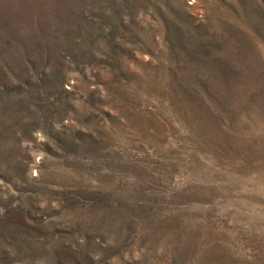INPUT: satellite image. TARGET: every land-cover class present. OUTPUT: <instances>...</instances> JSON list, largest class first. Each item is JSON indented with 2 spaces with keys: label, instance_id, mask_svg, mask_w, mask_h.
Instances as JSON below:
<instances>
[{
  "label": "rangeland",
  "instance_id": "rangeland-1",
  "mask_svg": "<svg viewBox=\"0 0 264 264\" xmlns=\"http://www.w3.org/2000/svg\"><path fill=\"white\" fill-rule=\"evenodd\" d=\"M0 264H264V0H0Z\"/></svg>",
  "mask_w": 264,
  "mask_h": 264
}]
</instances>
